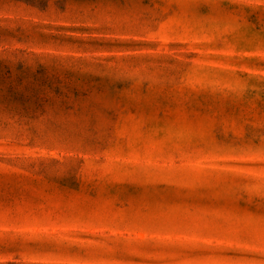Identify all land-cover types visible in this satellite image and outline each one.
I'll list each match as a JSON object with an SVG mask.
<instances>
[{"label": "rangeland", "instance_id": "rangeland-1", "mask_svg": "<svg viewBox=\"0 0 264 264\" xmlns=\"http://www.w3.org/2000/svg\"><path fill=\"white\" fill-rule=\"evenodd\" d=\"M0 264H264V0H0Z\"/></svg>", "mask_w": 264, "mask_h": 264}]
</instances>
